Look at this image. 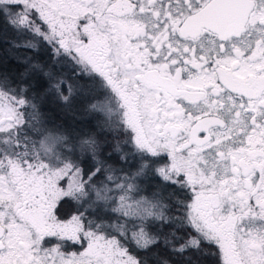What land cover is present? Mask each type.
<instances>
[{"label": "snow or ice", "instance_id": "obj_1", "mask_svg": "<svg viewBox=\"0 0 264 264\" xmlns=\"http://www.w3.org/2000/svg\"><path fill=\"white\" fill-rule=\"evenodd\" d=\"M5 32L0 264H264V0H0ZM49 94L101 131L34 139Z\"/></svg>", "mask_w": 264, "mask_h": 264}, {"label": "rangeland", "instance_id": "obj_2", "mask_svg": "<svg viewBox=\"0 0 264 264\" xmlns=\"http://www.w3.org/2000/svg\"><path fill=\"white\" fill-rule=\"evenodd\" d=\"M41 57L45 60L47 59L46 55H44L43 53H41ZM40 83L42 84L43 82L41 81ZM95 94L96 93H93V95ZM2 103H7V101H3ZM92 103L95 104L98 102L92 101ZM41 105H44L42 110H40ZM61 105L62 107H64L62 103ZM40 106H39L40 119L38 122L33 121V123H35V128L31 132V135L34 139H38L35 133L37 129H41V128L48 129L50 131L63 130L68 133H71L73 136H80L82 134H86L90 132L99 133L101 131L102 125L104 124V120H105L104 114L100 112L99 109L93 110L91 108L87 96L79 97L71 108H64L66 109L65 111L67 112V114L69 113V115H67L66 118H63L62 121H60L59 123H57L58 121H55L54 119H51V122H49L48 118L45 116V114H47V116L49 115L50 117H52V114L50 113H53V109L48 107V100L46 101L41 100ZM29 115H31V110L29 112ZM77 155L79 156L80 160L85 161V163L81 165L82 168L87 169L89 165L94 163L93 160L86 159V154H81L79 151H77ZM124 167L127 170L128 166L124 165ZM123 174L124 173H121V175ZM137 183H139L141 188L144 190L141 193L142 195L150 194L152 186L155 184L153 182V179L148 175L139 178L137 180ZM71 203L76 209L74 202ZM72 214H74V212L69 214L68 216ZM76 250H77L76 248H73L70 251H76Z\"/></svg>", "mask_w": 264, "mask_h": 264}, {"label": "trees", "instance_id": "obj_3", "mask_svg": "<svg viewBox=\"0 0 264 264\" xmlns=\"http://www.w3.org/2000/svg\"><path fill=\"white\" fill-rule=\"evenodd\" d=\"M10 39V34L5 32L2 35H0V73L7 74L11 77H17L20 72L23 71V64L19 61L24 56H34L35 53H23V52H14L12 51L7 44V41ZM41 55V54H40ZM39 90V88H38ZM43 98V99H42ZM41 100H48V107L53 109L52 117L47 114L45 116L48 118V121L51 122V119H54L55 121H62L63 118H66L67 112L65 111L68 108L66 106L62 107L61 103L59 102L58 98L55 95H45L42 96ZM44 105L40 106V110L43 109ZM57 110V111H55ZM56 123V125H57ZM108 152H105V155H107ZM155 183V181L153 180ZM75 208L72 205L71 201H69L64 206V212L68 216L69 214L75 212ZM213 257L211 255H208V259L206 261V264H213L212 263Z\"/></svg>", "mask_w": 264, "mask_h": 264}, {"label": "flooded vegetation", "instance_id": "obj_4", "mask_svg": "<svg viewBox=\"0 0 264 264\" xmlns=\"http://www.w3.org/2000/svg\"><path fill=\"white\" fill-rule=\"evenodd\" d=\"M209 255H211V256L213 257L212 263L215 264V259H216V258H215V256H214V254L210 253Z\"/></svg>", "mask_w": 264, "mask_h": 264}]
</instances>
